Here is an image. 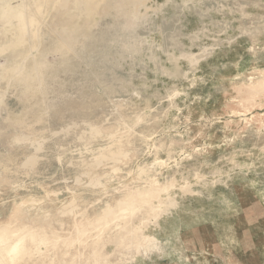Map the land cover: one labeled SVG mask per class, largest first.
<instances>
[{"label": "rangeland", "instance_id": "rangeland-1", "mask_svg": "<svg viewBox=\"0 0 264 264\" xmlns=\"http://www.w3.org/2000/svg\"><path fill=\"white\" fill-rule=\"evenodd\" d=\"M45 1L0 0V252L24 235L10 264H264V0ZM21 132L45 138L31 170ZM121 139L129 158L83 176Z\"/></svg>", "mask_w": 264, "mask_h": 264}, {"label": "bare ground", "instance_id": "bare-ground-1", "mask_svg": "<svg viewBox=\"0 0 264 264\" xmlns=\"http://www.w3.org/2000/svg\"><path fill=\"white\" fill-rule=\"evenodd\" d=\"M27 1V0H26ZM33 1V0H32ZM36 1V0H35ZM57 1V0H56ZM101 1V0H100ZM29 2V1H28ZM48 2H52V0H46L45 1V5H47L48 4ZM68 2H69V0H63V7H66L67 5H68ZM82 2L83 1H81L80 0V2L78 3L79 5H82ZM32 3V2H31ZM32 5V4H31ZM78 5V6H79ZM53 6V5H52ZM33 11V10H32ZM39 18H40V20H43V18H44V16H41V15H39ZM38 19V18H37ZM91 19V18H90ZM39 22H41V21H39ZM44 22V21H43ZM42 25H44V24H42ZM177 25V24H176ZM146 28V27H145ZM126 33H128V31L126 32ZM118 34H119V32H118ZM134 37H135V33L134 34H132ZM131 35V36H132ZM137 35H139V34H137ZM132 36V38L134 39V37ZM172 36V35H171ZM122 38H124V40H125V37L123 36ZM126 38H128V36L126 37ZM129 38H131L130 36H129ZM143 38V37H142ZM151 38V37H150ZM136 39H138V37L136 36ZM145 39H146V37H145ZM169 39V38H168ZM121 40H123V39H121ZM120 40V41H121ZM127 40V39H126ZM129 41H130V39H128ZM132 40V39H131ZM171 40V39H170ZM118 41V40H117ZM129 41L127 42V44L129 43ZM139 41V40H138ZM144 41V40H143ZM142 41V43H144ZM149 41V40H148ZM133 42V41H132ZM131 43V42H130ZM117 45L118 44H120V42L119 43H116ZM123 44H126L125 43V41H124V43ZM133 44V43H132ZM136 44H138L137 42H136ZM60 46V45H59ZM125 46V45H124ZM139 46H141V45H139ZM143 46V45H142ZM118 47V46H117ZM126 47V46H125ZM135 47H137V46H135ZM141 48V47H140ZM122 49V48H121ZM120 49V50H121ZM127 49V48H126ZM116 50V49H115ZM132 50H134V49H132ZM132 50H131V48H130V46H129V54H131V53H135L136 52V50H135V52H132ZM138 50V49H137ZM127 51L128 50H126V53H127ZM139 52V51H138ZM127 53V54H128ZM252 55H253V53H252ZM251 55V56H252ZM254 56V55H253ZM135 58V57H134ZM156 58V57H155ZM137 60V59H136ZM258 74H260L261 75V77L258 79V80H256V82H255V79H254V77H251V84L250 85H248V86H250V87H252V88H257V89H261V88H264V72H258ZM246 86V85H245ZM177 95V94H176ZM250 98V96H248V97H245V100H248ZM243 111H247V112H251L252 111V109L251 108H249V109H244ZM250 114H252V113H250ZM253 114H255V113H253ZM264 116V115H263ZM260 117H262V115L261 114H259V116H256V115H254L252 118H250L249 120L250 121H252V119H256V121L259 123V126H261V125H263L264 124V121L262 120V118H260ZM248 120V121H249ZM84 122V121H83ZM256 122V123H257ZM88 127H89V129H90V131L89 132H85L84 131V133L80 136V139L81 140H83L84 139V137H85V135L86 134H89V136H91L92 138H95V137H97V136H100V135H102L103 133H102V131H101V129L99 128V127H97V126H95L94 124H92V123H90L89 121L87 122V121H85L84 122ZM247 123H249V122H247ZM255 123V124H256ZM78 123L77 122H73V126H76ZM249 125V124H248ZM85 126V125H84ZM66 127V128H65ZM63 129H62V132H68L69 131V129H70V126H65ZM77 127V126H76ZM86 127V126H85ZM61 129V128H60ZM86 129V128H85ZM56 137V136H55ZM79 137V136H78ZM101 138V137H100ZM151 138H153V137H151ZM45 139V138H44ZM43 139V137H41V139H40V141H36V140H34L33 138H32V135H30V134H27V133H24V132H21V133H19V134H17L15 137H14V142L15 143H17V144H29L30 145V147L34 150V154H31L30 156H27L25 159H24V161H23V163H22V166L24 167V168H26V169H28V168H30V170L31 169H33V168H35L37 165H39V163H40V161L42 160V157L40 156V154H41V152H43L44 151V148H45V140ZM79 139V138H78ZM51 140V139H50ZM80 140V141H81ZM46 141H47V139H46ZM82 142V141H81ZM84 144V143H83ZM87 144V143H86ZM129 145V144H128ZM130 146V145H129ZM84 148V147H83ZM125 145H124V143H123V140L121 139V140H119V141H117L114 145H111L110 147H106V149H107V151L106 152H102V149L100 148V150L98 151V153H94V159H93V163L92 164H90V165H84L83 167H82V169L84 170V169H88V168H90L91 167V165H94L95 163L96 164H99V165H101V164H106L107 162H108V164H116V163H118V162H120V161H122V159H125V158H129V152L128 151H126L125 149ZM128 148H130V147H128ZM104 150V149H103ZM129 150V149H128ZM161 149H159V150H157L158 152L160 151ZM94 152H96V151H94ZM150 154V153H149ZM156 163H157V165H163L164 163H165V161L164 160H160L158 157L156 158ZM59 163H61V162H59ZM156 163L154 162V164L156 165ZM85 164V163H84ZM98 166V165H97ZM112 167V166H111ZM1 168V167H0ZM113 168V167H112ZM91 170L92 169H89V170H87L86 172H84V175L83 176H88L89 177V179H91V180H93L92 181V183H94V184H97V185H99V182H100V178H98V177H93V176H91ZM117 170H119L118 168H116V169H114L113 168V171L115 172V171H117ZM149 173L150 172H148V170L147 169H145V168H141V169H139V172L137 173V179L138 180H140V181H142V182H145V183H148V182H151L153 179H152V177H151V175H149ZM106 174V173H105ZM0 176H1V173H0ZM82 177L81 176H79V178L77 179V180H79V179H81ZM135 179V178H134ZM35 180H37V179H35ZM43 180V179H42ZM23 183V182H22ZM82 183V182H81ZM17 184V183H16ZM29 184V183H28ZM31 184V183H30ZM78 184H80V183H78ZM24 186V185H23ZM32 186V185H31ZM40 186V185H39ZM100 186V185H99ZM101 186H102V184H101ZM41 188V187H40ZM147 191V190H146ZM166 191V190H165ZM47 192V194H45V195H53L52 193H50V192H48V191H46ZM29 196V195H28ZM133 196V195H132ZM27 197V196H26ZM35 199H37V198H35ZM133 200H134V198H132ZM75 200V199H74ZM39 201H40V199H39ZM134 202V201H133ZM18 203V202H17ZM76 205H77V203H76V201H74V202H70V203H68L67 205H64L63 206V208H62V215H70L71 213H74V211L76 210ZM104 206V214H105V216H100L99 218H98V221H100V222H102V220H104V218L105 217H108V216H110V215H112L113 213H115L116 212V210H117V208L118 207H122V206H125V207H130V208H132V210L133 209H135V208H137L136 206H135V204L134 203H131V202H127V203H125V202H123V200L122 201H118L117 203H115V204H112V203H110V202H107V203H105V205H103ZM18 207H20V206H18ZM29 210V209H28ZM29 219H30V215H27V217H24V218H21V220L19 221L20 223H18V224H16V225H10L9 227H7L8 229L6 230V231H8V232H12V233H21L22 231H23V227H24V225L26 224V223H28L29 222ZM44 220V219H43ZM33 221V219H31L30 220V224H31V222ZM109 220H107V221H105V222H108ZM40 223V222H39ZM63 223V222H62ZM23 224V225H22ZM42 225H43V227H44V229L45 230H47V228H48V230L47 231H50L51 230V226H49V223H48V221L45 219L43 222H41V224H39V226H41L42 227ZM1 227V226H0ZM4 226L2 225V227L1 228H3ZM125 229H128V228H125ZM128 233H130V235H132V238H131V246L134 244V241H135V234H136V232L134 233V231L132 232L131 230H126V232H125V234H128ZM25 235H27V233L25 232L24 233ZM30 235V234H29ZM8 236H5L4 235V238H7ZM24 235H23V239H21L20 237L18 238V241H15L11 246H10V248H9V250L10 251H8V252H11L10 253V255H12V253L13 254H15L16 253V251H17V249L19 248L18 246L19 245H21V243H23L22 242V240H24ZM41 238H43V239H41L40 240V242L41 243H43V245H45V246H48V244L46 243V238H45V235L44 236H42ZM123 239H125V238H123ZM24 245V244H23ZM133 247V246H132ZM8 252L6 251V252H4V251H2V252H0V253H3L2 255H0V262H1V264L3 263V264H10L11 263V261H10V259H9V256H8ZM5 255V256H4Z\"/></svg>", "mask_w": 264, "mask_h": 264}]
</instances>
